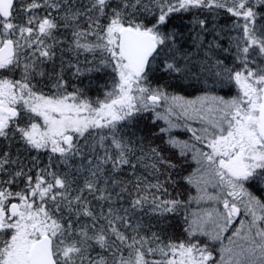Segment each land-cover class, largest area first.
Returning <instances> with one entry per match:
<instances>
[{
	"label": "snow or ice",
	"instance_id": "obj_1",
	"mask_svg": "<svg viewBox=\"0 0 264 264\" xmlns=\"http://www.w3.org/2000/svg\"><path fill=\"white\" fill-rule=\"evenodd\" d=\"M15 3L0 0V264H264V199L244 187L258 174L264 178V0H19V8ZM180 13L191 14L200 29L197 47L205 44L202 33H215L202 62L213 78L209 87L234 84L236 95L206 93L188 100L152 85L149 73L157 57H165L161 71H188L176 63L175 34L162 31ZM221 13L231 25L216 22ZM221 33L227 48L219 43ZM217 49L229 54V63L215 57ZM65 64L77 80L107 74L106 83L97 84L103 97L88 95L91 79L83 87L73 83L69 91ZM147 112L167 123L161 133L178 126L174 118L201 121L200 134L191 131L208 151L171 136L166 143L181 155L194 152L199 167L187 180L205 194L208 185L218 188L206 198L221 203L223 211L186 215L183 240L165 243L155 232L142 235L145 226L136 217L146 212L163 218L186 210L187 203L165 198L170 173H163L164 182L156 179L162 168L176 164L158 148L145 154L133 140L131 129ZM15 144L24 158L19 150L13 155ZM137 164L156 182L136 175ZM125 167L134 179L117 178ZM125 195L128 207H116ZM241 216L219 258L210 243L196 238L200 233L220 241Z\"/></svg>",
	"mask_w": 264,
	"mask_h": 264
},
{
	"label": "trees",
	"instance_id": "obj_2",
	"mask_svg": "<svg viewBox=\"0 0 264 264\" xmlns=\"http://www.w3.org/2000/svg\"><path fill=\"white\" fill-rule=\"evenodd\" d=\"M21 5L19 0H16L14 7L19 8ZM20 22L24 19L23 12L19 13ZM219 25L229 26L232 21L226 17L225 14L217 18L216 21ZM211 27V24L209 25ZM162 31L175 34V59L181 67L187 65L188 71L183 74L179 73H166L159 70L162 66V62L165 59L164 56L157 57L155 61L152 62V71L149 73V78L153 86L163 85L166 91L174 95H182L185 97H194L200 94H214L218 96H223L226 99L230 98L233 93L232 84H217L214 87H209L212 85L213 78L204 73L202 69V62L205 59L204 53L207 51V42L213 40L215 33L207 32L202 33L204 37L205 44L201 47H197V41L194 39L200 29L193 24L192 15L188 13L174 14L169 23L162 29ZM235 35V33H231ZM224 37L219 40V43L224 47H229V41L224 33H221ZM185 54H187V59H185ZM214 55L217 59L224 60L225 63H229L231 57L228 53H224L219 49L215 50ZM228 57V59H226ZM83 56H81V61H83ZM171 59V55L168 57ZM64 59L75 63L74 58L69 53L64 54ZM49 72L53 70V65H46ZM60 69V53L57 54V59L55 62V70ZM74 69L68 68L65 64L64 79L68 81L69 88L73 83H78L79 86L89 84L91 79L92 83L88 88V95L92 98L97 96L103 97V91L97 84H105L110 78L107 74L92 73L90 75H85L77 80L73 77ZM51 84H48L43 90L50 88ZM151 112L143 113L135 121V127L131 131L135 132L133 140L138 144V147L143 150L145 154L149 153L150 148H158L165 159L171 160L176 164L175 169H165L162 168L160 173L156 174V179L161 182L166 180V176L163 174L165 172L170 173L171 181L165 183V187L168 189L169 196L165 198H175L179 197L182 201H186V210H181L179 213L168 214L166 217H158L153 214H146V212H137L136 217L140 219L142 225L145 226V231L142 235L151 236L153 232L157 233L161 239L167 243L168 241H179L187 238V233L185 232L186 223L185 216L187 211L191 208L192 197L195 195V188L188 182L187 177L193 174V170L196 167L195 163L191 159L189 154L181 155V152L176 147H173L166 143L168 136L165 133H161L159 130L163 128L158 120H154V116ZM13 155L17 153L13 148ZM16 152V153H15ZM20 153V151H19ZM32 152V155H35ZM21 158H24V154H19ZM140 152H137V156ZM41 162L46 163V156H41ZM79 163V161H77ZM133 163H136L133 160ZM107 165L106 168H110ZM131 169L125 167L124 172L117 174V178H126L129 180L134 179L130 174ZM135 173L138 176L147 175L148 179L153 183L156 179L150 174V170L145 172V169L140 164H137ZM86 175V174H85ZM82 181V178H81ZM131 190V189H130ZM120 189H116L119 192ZM159 195V193H157ZM115 199V193H113ZM128 197L125 195L124 199L116 203V207L123 206L128 207ZM96 201H93V205H96ZM99 251V249H96ZM95 254V252L93 253Z\"/></svg>",
	"mask_w": 264,
	"mask_h": 264
},
{
	"label": "rangeland",
	"instance_id": "obj_3",
	"mask_svg": "<svg viewBox=\"0 0 264 264\" xmlns=\"http://www.w3.org/2000/svg\"><path fill=\"white\" fill-rule=\"evenodd\" d=\"M51 88V85H50ZM49 89L44 90L45 92H48ZM232 88H233V93L232 96L237 94V89L235 87L234 84H232ZM69 91H71V88L68 89ZM206 94V93H205ZM212 94V93H211ZM174 95V94H173ZM204 94H200V95H196L194 97H185L183 96L185 99L188 100H193L196 99L199 96H202ZM214 95V94H212ZM178 96H182V95H178ZM157 111H161V109H157ZM152 113V112H151ZM150 113V114H151ZM152 115L154 116V120L155 119V115L154 113H152ZM160 122V124L163 126V128L168 127L167 123L164 120H158ZM174 122L178 125L177 127H173L170 130V133H165L168 138L169 136L175 138L178 141L181 142H187L189 146H195V148L201 149L202 151H208V148L206 147V144H203L201 142H197L194 140L193 135H192V129H197V134L199 135V129L201 128V121L196 119V120H188L185 118H174ZM177 149H179L178 147H176ZM180 151V149H179ZM184 154H189L191 159L193 160V162L195 163V168L193 170V174H196V169L199 167V165L197 164L196 160L193 159L194 156V152L191 150H185ZM191 185L195 188V195L192 197H199L201 195L205 196V199H192L191 203V208L189 211H187L186 215H188L189 213H195V212H200L203 211L205 209H211V208H217L220 211H223V207L222 204L216 201H212V200H208L206 198V194L207 195H215L217 192H219L218 188H213L211 185H208L206 187V194L205 192L201 191L200 189L197 188V185L195 183H191ZM244 187L251 192L253 195L264 199V178H261V176L258 174L256 177L250 179L249 181L245 182ZM190 218V217H189ZM244 218L243 216L241 217H237V221L236 223H234V225L232 227L229 228V230L227 232H224L222 234L221 240L220 241H208V238L201 235L200 233L196 234V238H198L202 243L204 242H208L210 243V246L214 248V255L219 258V255L221 254V249L223 246H227L229 244V240L228 238L232 236V233L234 231V228L238 226V221L240 219ZM187 225V224H186ZM187 228V226H186ZM188 237V235H187ZM155 258H159V257H155Z\"/></svg>",
	"mask_w": 264,
	"mask_h": 264
},
{
	"label": "flooded vegetation",
	"instance_id": "obj_4",
	"mask_svg": "<svg viewBox=\"0 0 264 264\" xmlns=\"http://www.w3.org/2000/svg\"><path fill=\"white\" fill-rule=\"evenodd\" d=\"M15 5V4H14ZM13 148L15 149V151H20V153L21 154H24V151H23V149L20 147V145L19 144H15V145H13ZM16 153V152H15ZM19 153V154H20Z\"/></svg>",
	"mask_w": 264,
	"mask_h": 264
}]
</instances>
